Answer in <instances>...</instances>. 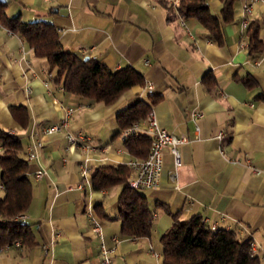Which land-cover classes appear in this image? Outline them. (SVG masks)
<instances>
[{"label":"crops","instance_id":"crops-1","mask_svg":"<svg viewBox=\"0 0 264 264\" xmlns=\"http://www.w3.org/2000/svg\"><path fill=\"white\" fill-rule=\"evenodd\" d=\"M207 1L218 15L221 0ZM245 1H235L234 20L224 25L220 44L198 20L170 8L172 0H0L10 18L52 23L64 49L112 70L131 66L144 78L110 106L69 94L46 58L0 23V126L21 137L25 158L42 141L29 161L33 196L23 214L35 244L0 248V264H101L99 239L86 217L90 207L103 224L106 245H115L113 237L120 240L113 264H162L161 236L174 216L186 221L194 215L214 229L251 238L264 264V47L249 51L241 24ZM249 19L260 24L264 43V0L253 5ZM245 77L254 84L246 85ZM149 95L160 96L153 106L159 124L189 141L178 147V167L165 147L158 187L141 189L154 224L149 237L135 238L121 233L123 185L95 190L92 177L99 167L145 158L120 140L117 115ZM16 106L25 110L13 112ZM70 106L76 109L67 129L91 139L75 151L67 148L65 129L41 133Z\"/></svg>","mask_w":264,"mask_h":264},{"label":"trees","instance_id":"trees-1","mask_svg":"<svg viewBox=\"0 0 264 264\" xmlns=\"http://www.w3.org/2000/svg\"><path fill=\"white\" fill-rule=\"evenodd\" d=\"M235 1L221 0L218 15L213 13L207 0H178L175 8L182 17L198 20L221 44L224 25L234 20ZM172 6L171 3L170 8ZM0 23L23 37L37 56L46 58L50 71H55V81L69 94L110 106L133 86L144 84L142 74L131 66L112 70L95 58L85 60L64 49L52 23L25 22L19 17H8L4 2H0ZM259 31L260 24L256 21L250 22L246 29L251 54L263 51ZM243 81L248 86L254 84L250 77ZM159 99L160 96L149 95L147 100H140L118 113L119 126L124 129L145 119ZM12 110L25 109L16 106ZM124 144L129 152L142 157H146L151 149V139L145 134L133 136ZM0 148V182L4 189V196L0 198V248L15 242L33 245L32 225L18 219L29 209L33 196L29 162L22 153V139L0 126ZM129 173L127 164L99 167L92 177L93 188L103 190L123 185L118 197L121 233L135 238L149 237L154 211L141 189L129 186ZM161 244L162 264H261L259 256L253 252L251 238H240L235 229H214L199 215L186 221L174 216L172 225L161 236Z\"/></svg>","mask_w":264,"mask_h":264},{"label":"built area","instance_id":"built-area-1","mask_svg":"<svg viewBox=\"0 0 264 264\" xmlns=\"http://www.w3.org/2000/svg\"><path fill=\"white\" fill-rule=\"evenodd\" d=\"M258 0H246L243 5L241 24L243 29H247L250 24L249 16L252 13L253 5ZM178 0H172V5L176 7ZM76 107H65V114L61 121L56 122L52 125L45 126L42 128L41 133L43 135H50L55 132L62 131L65 129L67 140H68V150L75 151L79 147H88L90 142V137L83 135L82 133H75L68 130L69 118L75 111ZM197 116H200L197 113ZM145 134L151 139V149L147 156L142 159H132L126 164L130 167V173L127 178L129 186L133 189H149L156 188L160 183V177L163 169V150L165 147H170V150L174 156V161L176 167L181 165V157L179 152V145L189 141L187 135L176 136L169 133L165 128H163L153 111H150L148 116L142 120L134 123L133 125L122 129L120 132V140L125 143L128 139L133 136ZM223 134L220 133L219 137ZM42 146V141L38 139L28 148V153L26 155V160L29 162L34 158V150L37 151ZM88 159H86L87 161ZM42 172L37 175L41 176ZM81 175L88 181L89 172L86 164H83L81 168ZM175 177V173L172 174ZM81 187V185H79ZM86 217L90 221V229L99 239V257L101 264H113V256L116 254L117 245L120 240L117 237H113L115 245L113 247H108L104 239L103 224L101 220L95 215L94 210L90 207L86 211ZM19 220L24 219V215H20ZM203 222L207 224V219H203ZM18 243V242H15ZM253 249V244H252Z\"/></svg>","mask_w":264,"mask_h":264},{"label":"water","instance_id":"water-1","mask_svg":"<svg viewBox=\"0 0 264 264\" xmlns=\"http://www.w3.org/2000/svg\"><path fill=\"white\" fill-rule=\"evenodd\" d=\"M84 59H85V60H88V59H89V57H88V56H86Z\"/></svg>","mask_w":264,"mask_h":264},{"label":"rangeland","instance_id":"rangeland-1","mask_svg":"<svg viewBox=\"0 0 264 264\" xmlns=\"http://www.w3.org/2000/svg\"><path fill=\"white\" fill-rule=\"evenodd\" d=\"M114 189H117V186H116V188H114ZM114 191V190H113Z\"/></svg>","mask_w":264,"mask_h":264}]
</instances>
